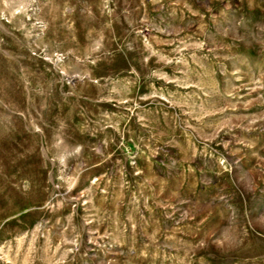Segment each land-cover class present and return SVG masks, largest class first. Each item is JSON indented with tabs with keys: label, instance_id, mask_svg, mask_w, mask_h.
<instances>
[{
	"label": "rangeland",
	"instance_id": "374dc122",
	"mask_svg": "<svg viewBox=\"0 0 264 264\" xmlns=\"http://www.w3.org/2000/svg\"><path fill=\"white\" fill-rule=\"evenodd\" d=\"M0 264H264V0H0Z\"/></svg>",
	"mask_w": 264,
	"mask_h": 264
}]
</instances>
